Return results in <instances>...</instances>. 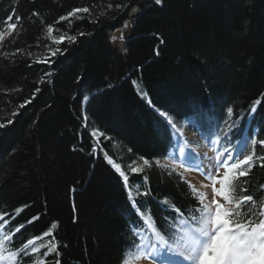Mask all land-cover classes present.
<instances>
[{"label": "trees", "instance_id": "obj_1", "mask_svg": "<svg viewBox=\"0 0 264 264\" xmlns=\"http://www.w3.org/2000/svg\"><path fill=\"white\" fill-rule=\"evenodd\" d=\"M144 1L0 0V34L8 33L0 40V123L14 120L0 129V212L8 213L5 230L24 225L14 243L42 236L57 223L52 242L59 256H43L46 249H41L33 259L43 264L56 259L60 264H122L123 255L134 251L128 246L139 243L135 231L141 230L142 221L113 164L129 175L137 205L165 236L177 216L171 205L185 215L197 207L188 183L156 164L172 147L170 127L157 110L175 122L192 120L203 137L222 139L217 131L228 126L231 143L244 134L264 139V0H186L193 15L209 13L218 28L238 29L244 42L233 47L219 41L201 53L195 38L178 27L179 34L165 36L155 53L125 66L108 32ZM78 7H88L90 14L81 13L82 19L71 25L56 23ZM155 10L151 2L145 13ZM9 16L12 22L21 18L15 33L7 29ZM48 25H53L51 35ZM156 33L146 27L135 38ZM65 34L77 39L60 44L63 54L53 63L33 62L56 47L55 37ZM17 49L21 54L4 55ZM46 72L51 73L46 82L38 83ZM124 78L133 85L131 91L120 86ZM37 87L41 91L35 93ZM101 89L107 113L84 120V97ZM25 100L31 103L19 108ZM228 107L233 108L231 116ZM255 152L264 156V147L256 145ZM141 157L151 166H143ZM129 165L143 171L131 173ZM235 184L238 192L247 188L246 194L259 202L264 167L257 162ZM137 190L150 195L136 196ZM32 217L39 219L28 223ZM52 236L37 243L47 244Z\"/></svg>", "mask_w": 264, "mask_h": 264}, {"label": "snow or ice", "instance_id": "obj_2", "mask_svg": "<svg viewBox=\"0 0 264 264\" xmlns=\"http://www.w3.org/2000/svg\"><path fill=\"white\" fill-rule=\"evenodd\" d=\"M154 2L156 5H161L163 0H154ZM124 6L126 5H116L117 8ZM134 11L136 10L134 9ZM81 13L90 14V9L88 7L73 8L66 15H61L56 23L68 21L71 25L73 19H82ZM38 15L39 13H33V16ZM20 19L19 16H16V22H12V17H7L5 23L11 33H15ZM125 27H127V23ZM53 30V25L47 26L49 35L53 33ZM7 34V32L0 34V40H3L4 35ZM79 35H84V33L81 32ZM76 39L75 35L68 36L66 34L55 37L53 44L56 47L50 48L46 56L43 58L38 57L33 62L39 64L53 63L54 57L63 54L59 45L65 41L75 42ZM111 39L113 41L122 40L124 37L123 35L119 37L113 35ZM17 54H21L20 49H17L16 53H4L5 56H15ZM26 55L31 57L32 53L28 52ZM50 75L49 72L44 73L38 83H45V77ZM40 91L39 87L35 89V93ZM143 95L146 96L147 94L143 93ZM84 99L87 100L88 97H84ZM29 103H31L30 100H25L24 103L19 105V108H24ZM149 103H151L150 100ZM256 104H260V100H257ZM255 110V107L251 109L252 112H255ZM157 111L167 119L168 124L173 129H177L172 117L168 116L166 112ZM232 113L233 108L228 107L227 114L231 116ZM18 114L19 111L17 110L12 113V117ZM84 119L87 120V117L85 116ZM13 123L12 118H6L5 123H0V129L7 128L8 125ZM92 135L96 136L97 130H93ZM100 135H103V133H100ZM251 144L253 150L247 155H243L242 159L240 156L247 149V141L244 142V148L233 146L229 142V146L224 148L222 152L216 151L215 157L212 158L213 162L207 167L201 164L188 165V168L194 167V170L199 172L208 183L201 184L200 187L205 189V191H201L192 185L191 181H186L197 201V207L188 211L185 215L181 208L176 207L174 204L171 205L177 216L173 225L165 230L168 232L167 236L157 227L150 214L140 210L136 198L133 196L129 175L121 170L119 164H113L115 171L122 178L131 206L136 210L142 221V224L138 226L141 230L136 233L140 237V242L128 246L134 251H128L123 255L122 264H134V262L140 260H148L150 264H155V261L159 258L161 247L166 249L172 256L177 257L178 264H264V197H261L258 202L253 194H246L248 193L247 188H240L238 192L235 184V181L239 178L248 176L249 171L257 162L264 167V156H258L255 152L256 145L264 147V139L252 138ZM94 151L95 147L93 148ZM180 152L183 153L184 148H180ZM140 159L143 161V166H151L148 159L144 157ZM109 163H112L110 158ZM156 164L162 168L169 167L167 164H161L160 161H156ZM129 167L131 173L143 171V167H132L131 165ZM180 170H187L185 163L176 164L173 161L172 172H177L181 175V179H184ZM144 179L146 180L147 177ZM261 191H264V186H261ZM141 195L148 196L150 193L147 191L141 193L137 190L136 196ZM163 203L169 206L167 199ZM20 211L21 209H16L17 213ZM7 215L6 212H0V264H28L29 261H31V264H43L42 260L33 259L34 256L38 257L41 254V249H46L43 256H48L49 253L59 256L57 243L52 242L55 240L52 231L57 228L56 222H53L50 229L45 231L42 236H32L14 243V237L24 225H20L15 230L11 228L5 230L10 223L8 219H5ZM37 219L39 218L32 217L28 223H32ZM145 230L150 232L151 235H144ZM50 236H52V240L47 244L37 243L42 241L43 237ZM16 244L19 246H16ZM54 264H60V260L56 259Z\"/></svg>", "mask_w": 264, "mask_h": 264}, {"label": "rangeland", "instance_id": "obj_3", "mask_svg": "<svg viewBox=\"0 0 264 264\" xmlns=\"http://www.w3.org/2000/svg\"><path fill=\"white\" fill-rule=\"evenodd\" d=\"M154 0H146L134 8H132L126 15L121 26L117 29L110 30L108 32L110 41L112 45L116 48L119 56L122 57L125 66H130L133 62L142 61L146 58L148 53H155L156 45L163 40L165 36L179 34L178 27L183 28L184 34L192 36L197 42V48L201 53H205L208 50V45H213L219 41L226 42L233 47H236L241 42H244L242 35L238 32V29L232 28L230 31H224L215 24L214 19L209 13L193 15L189 8L187 7L186 0H163L161 5H156L157 10L151 14H146L145 10ZM155 3V2H154ZM134 9L136 11H134ZM127 23V27L125 24ZM149 27L152 33L157 32L153 35H145L139 38H135L137 32L141 29ZM115 35L117 37L123 35L124 39H117L113 41L111 37ZM135 38V39H134ZM133 42L132 44L129 42ZM241 45V44H240ZM120 86L128 91L133 89V85L124 78L120 82ZM105 89H101L98 92H94L87 95V100L84 99L83 102V116L88 118V116H94L97 118H102L105 116L108 110L107 99L105 96ZM85 120V119H84ZM167 120V119H166ZM174 122V120H173ZM186 122H174L177 125V129H172V135L174 139V149L163 159H160L161 164H167L169 167L167 169L172 171L173 161L176 164L182 163V156L179 154L180 148H184V152H190V158L193 157L192 152L195 149L202 151V157L204 160L206 156L210 159V155L207 154V149L213 151L216 149L223 151L224 148L229 146L226 142V137L228 134V126H223L221 130L217 131V134L221 133L224 140L220 143L218 140H210V138H200L195 135L193 127L188 125ZM187 125L191 126L192 137L185 134V129ZM189 129V128H188ZM190 131V130H189ZM190 133V132H189ZM247 141V149L243 152V155H247L253 149L251 144V139L246 137L239 140L237 143H233V146H238L244 148V142ZM178 147V148H177ZM189 160L185 163V168L187 170H180L184 177V181H190V175H196L201 183H208L199 172L193 168H188ZM193 165L192 160L190 161ZM177 173V172H175ZM178 174V173H177ZM180 177L181 175L178 174ZM193 185V184H192ZM201 191L205 189L198 187ZM171 255V254H170ZM134 264H150L148 260H140L139 262H134ZM155 264H163L161 262L155 261ZM165 264V263H164Z\"/></svg>", "mask_w": 264, "mask_h": 264}, {"label": "bare ground", "instance_id": "obj_4", "mask_svg": "<svg viewBox=\"0 0 264 264\" xmlns=\"http://www.w3.org/2000/svg\"><path fill=\"white\" fill-rule=\"evenodd\" d=\"M188 125H191L193 127V125L190 124V123ZM188 125H187L184 133L187 134L188 136L192 137L191 134H193V133L191 132V126L189 127ZM195 132H196V130L194 128V133ZM195 135H197L199 137V135L197 134V132L195 133ZM212 151H213V149H212ZM212 151H209L207 149V154L210 155V159L208 158V156H206V159L205 160L202 157V151L201 150H198V149H195L194 152H192V153H194L192 158H190V152H183V153L179 152V154H181V156H182V162H186L187 160H189L188 162L190 164L191 163L190 161L192 160L193 166H195L197 164H201V165L207 167V166H209L213 162L212 161V158L215 157V154H216V149L214 150V152H212ZM189 180L197 188L200 187L201 184H202L198 180V178L196 177V175H190ZM157 262H161L163 264L164 263L165 264H178V258L170 255V253H168L166 249H164L163 247H161V249H160V255H159V258L157 259Z\"/></svg>", "mask_w": 264, "mask_h": 264}]
</instances>
